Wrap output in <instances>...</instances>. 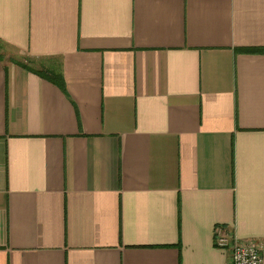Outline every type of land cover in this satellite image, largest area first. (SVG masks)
Here are the masks:
<instances>
[{
	"label": "crops",
	"instance_id": "crops-1",
	"mask_svg": "<svg viewBox=\"0 0 264 264\" xmlns=\"http://www.w3.org/2000/svg\"><path fill=\"white\" fill-rule=\"evenodd\" d=\"M1 49L0 264L264 248V0H0Z\"/></svg>",
	"mask_w": 264,
	"mask_h": 264
},
{
	"label": "built area",
	"instance_id": "built-area-1",
	"mask_svg": "<svg viewBox=\"0 0 264 264\" xmlns=\"http://www.w3.org/2000/svg\"><path fill=\"white\" fill-rule=\"evenodd\" d=\"M216 246L230 251L231 264H264V248L250 241H241L225 228L216 231Z\"/></svg>",
	"mask_w": 264,
	"mask_h": 264
},
{
	"label": "trees",
	"instance_id": "trees-1",
	"mask_svg": "<svg viewBox=\"0 0 264 264\" xmlns=\"http://www.w3.org/2000/svg\"><path fill=\"white\" fill-rule=\"evenodd\" d=\"M16 63H19V62H16ZM35 73H37L41 77H50L53 80V82L63 87L62 82H58L57 80L58 77H61V75H59L58 73L52 72V71H45V70L37 71Z\"/></svg>",
	"mask_w": 264,
	"mask_h": 264
},
{
	"label": "rangeland",
	"instance_id": "rangeland-1",
	"mask_svg": "<svg viewBox=\"0 0 264 264\" xmlns=\"http://www.w3.org/2000/svg\"><path fill=\"white\" fill-rule=\"evenodd\" d=\"M3 49V48H2ZM1 49V50H2ZM1 53H3L2 55L4 56V57H7V58H14V57H11V54H10V52L9 51H7V50H2V51H0V54ZM9 55V56H8ZM15 59H17V58H15Z\"/></svg>",
	"mask_w": 264,
	"mask_h": 264
}]
</instances>
